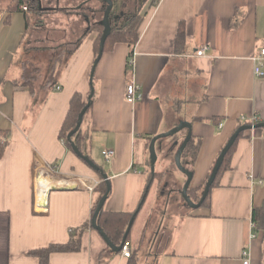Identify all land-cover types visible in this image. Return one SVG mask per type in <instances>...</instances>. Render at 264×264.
Wrapping results in <instances>:
<instances>
[{"label": "crops", "instance_id": "crops-1", "mask_svg": "<svg viewBox=\"0 0 264 264\" xmlns=\"http://www.w3.org/2000/svg\"><path fill=\"white\" fill-rule=\"evenodd\" d=\"M10 1L0 0V143L6 142L0 157V264H39L30 252L66 244L71 229L80 231L79 250L52 252L48 264H128L91 226L95 189L104 181L101 171L110 184L104 210L133 212L140 205L138 215L151 202L149 190L157 180L151 170L146 172L151 138L188 121L193 142L181 161L192 171L189 188L204 187L233 132L253 117L255 123L264 121V0H144L137 9L143 19L130 70V49L124 42L102 52L94 66L98 19L92 24L84 9L57 12L72 17L73 25L52 29L53 37L48 33L41 39L45 45L35 46L39 40L28 35L40 28L27 30L24 13L7 10ZM127 13L121 10L114 19ZM65 46L71 50L51 60L58 61L53 73L50 68L31 94L21 85L23 62L35 64L45 50ZM203 46L208 47L205 54L196 55ZM255 66L262 75L254 73ZM132 78L141 93L134 102L125 94ZM91 85L94 98L82 128L88 134L87 155L101 171L59 138L72 96L78 93L87 102ZM186 133L156 141L162 162L175 166L174 155ZM105 149L114 151L109 160L102 155ZM45 167L84 185L49 191L47 212L34 215L33 179L36 169ZM188 207L154 235L146 259H139L129 241L135 264H242L243 251L252 264H264V232L253 220V209L264 207V127L242 131L206 202L195 211ZM150 208L148 218L153 204Z\"/></svg>", "mask_w": 264, "mask_h": 264}, {"label": "rangeland", "instance_id": "rangeland-1", "mask_svg": "<svg viewBox=\"0 0 264 264\" xmlns=\"http://www.w3.org/2000/svg\"><path fill=\"white\" fill-rule=\"evenodd\" d=\"M143 1L144 0H115V3L117 4L114 6L112 12L111 27H120L124 25V20L126 19V16H121L118 20L114 19V16H118L121 10L127 11V16L131 15L135 13L137 9L140 8L139 5ZM38 4L39 11H32L31 24H29L28 27L29 31L33 27L35 29L40 28L39 31H34V33H30L32 37L31 35H28V39L39 40L32 43L35 46L45 45V43L42 44L41 39L43 37H48L49 31H51L52 29L55 28L56 30L60 27H65L67 29L68 27L73 25L74 20H72V17H68L67 15L63 14H60V16H58L57 12H73L74 10H76L75 8L80 7L85 10V13H87V15H89L90 17L91 23L94 24V21L96 19H98V21L102 19L103 12L105 10L101 0H38ZM121 4H123V8L121 7ZM92 11H95V15L93 16L90 15ZM69 50H71V47L69 46L56 49L55 51L45 50L44 53L41 54L42 59H37L35 62L33 61L35 63L34 65H38L39 67H41L40 76H38L37 79L38 83L44 81V79L50 73V67L53 63H51V60L56 57V55L57 57L64 58V56ZM185 89L186 92L189 91L187 87H185ZM186 92L181 93L183 100L185 98L184 95ZM180 101L181 100L179 99V102ZM170 139L171 136H167L163 137L161 141H168ZM155 148L158 156V160L155 164V170H159L161 169V167L166 168L167 166L170 167L172 170L160 171L164 172L163 176L159 180H153L154 182L151 184L149 190V196L152 195L151 202H148L147 206H145L144 208H142L141 211H139L138 215H136L135 220L133 221V226H131L128 239L136 248L137 255L141 260L146 259V256L144 254H147L149 252L151 253L150 250L153 248L154 235L158 233L160 229L164 228L165 226H168V224L175 218H180L179 211H185L189 208L180 193L186 181L185 175L178 168H176L171 161L169 162L168 160H165L164 162H162L161 148L159 143H157ZM149 152L150 151L148 149V158L150 156ZM146 172H150V167H147ZM203 189L204 187H201V189L195 191L194 189L189 188V191L187 193L191 200L197 202L201 197ZM152 201L154 203H152ZM152 204V218H148L151 210L150 207L152 206ZM190 209L192 211H195V208L193 207H190ZM259 228H261V226ZM261 229L264 232V228L262 227ZM143 230L145 232V236L143 237L142 235L141 237H139V234H141Z\"/></svg>", "mask_w": 264, "mask_h": 264}, {"label": "trees", "instance_id": "trees-1", "mask_svg": "<svg viewBox=\"0 0 264 264\" xmlns=\"http://www.w3.org/2000/svg\"><path fill=\"white\" fill-rule=\"evenodd\" d=\"M102 5L104 8H106V3L101 1ZM115 3V0H113ZM26 4L28 6L27 11H22L25 15L26 18V28L27 30L29 29V24H31V16H32V11H39V4L38 0H11L10 3L7 6V10L9 12L13 11H21L20 6ZM153 4L156 5V2L153 1ZM114 9V7H113ZM113 9L110 13V17L112 16ZM140 10H137L135 13L128 15L126 19L124 20V25L120 27H112L111 32L106 38L103 46V52L106 50L110 49L115 43L117 42H124L127 43L129 46V62L127 64V70L131 69V61L130 59L134 55V46L136 44V41L138 39V27L142 22L143 16L139 12ZM96 29H98V37H97V42L95 45V56H97L98 51H99V46H100V37L102 34L103 27L99 24L96 25ZM183 34L181 30L178 31V37H180ZM59 58V57H58ZM57 58V59H58ZM56 60V59H55ZM58 61H55L51 65V70L53 73V70L57 66ZM23 72H22V77H21V85L23 87H27L30 91L31 94H34V90L36 87V82L38 79V76H40V68L33 63H31L28 60H25L22 65ZM53 79H49L46 81V87L50 86L52 83ZM93 96L91 98V103L88 106L84 116L83 120L86 118L93 102ZM86 102H84L80 96V94L75 93L71 100H70V105L69 109L67 111L66 117L62 123V126L59 130V138L62 139L65 143V145L72 149L70 140H68L67 135L72 129L76 126V123L78 121V115L82 108L85 106ZM83 122L79 128V130L72 136L71 140L74 141L76 144L77 148L79 151L89 157L86 152V141L88 139V134L86 131L83 130L82 128ZM3 135L8 134L7 132L1 133ZM242 132L239 133L238 137L230 147V149L227 151L226 155L224 156V159L221 163V166L218 170V173L211 185V187L215 184L217 176L227 168V163L229 161L230 155L232 150L234 149L235 143L237 139L241 136ZM193 142V137L190 138L185 150L183 151L186 152L188 148L192 145ZM6 143V142H5ZM5 143H0V157L2 156L4 149H5ZM174 162V160H173ZM164 172H157L155 171L153 175H151L152 179H160L163 176ZM148 187L144 190L141 202L142 204L144 203V200L146 198V195L148 193ZM210 187V188H211ZM107 190V185L105 181H102L100 184L97 185L95 192L97 193L96 198L93 203V208L92 212L94 213V210L96 208V205L99 201V199L102 197V195L106 192ZM189 191V189H188ZM109 193V192H108ZM209 193V192H208ZM208 199V194L202 204L206 202ZM141 204V205H142ZM138 209V208H137ZM136 209V210H137ZM135 210V211H136ZM139 210V209H138ZM135 211L133 212H107L104 210L103 206L98 214L97 217V224L100 226V228L106 233L108 238L111 240V242L114 245H119L121 244L122 237L124 235V232L126 230V227L128 225V222L132 216H136ZM93 215V214H92ZM253 220L257 222V226L261 228H264V207L258 208V209H253ZM129 234L130 231L127 235L126 241L129 242ZM80 248V231L79 229H71V235L70 239L66 244H50L47 247L40 248V249H35L30 252V254L36 256L39 259V264H48V258L49 255L52 252H73L77 251ZM128 264H135V258L133 254L128 257Z\"/></svg>", "mask_w": 264, "mask_h": 264}, {"label": "water", "instance_id": "water-1", "mask_svg": "<svg viewBox=\"0 0 264 264\" xmlns=\"http://www.w3.org/2000/svg\"><path fill=\"white\" fill-rule=\"evenodd\" d=\"M103 2L106 3V8L103 12V17L100 21H98V24L101 25L103 27V30H102V34H101V37H100V46H99V51H98V54H97V57L96 59L94 60V66L95 64L98 62L99 58L101 57L102 55V52H103V46H104V42L106 40V38L108 37V35L110 34L111 32V23H110V13L113 9V6H114V2L113 0H101ZM94 68V67H93ZM92 76H93V69H92V73H91V83H92ZM93 87L91 85V90H90V93L88 95V98H87V102L85 104V106L82 108V110L80 111L79 115H78V121L76 123V126L72 129V131H70L67 135V138L68 140H70V144H71V147L72 149L74 150V152L79 156L81 157L82 159H84L92 168H94L95 170H100V167L97 166L96 164L93 163V161L87 157L86 155L82 154L79 149L77 148L76 144L74 143L73 140H71L72 136L79 130L81 124H82V120H83V116L88 108V106L90 105L91 103V98L93 96ZM258 127H264V121L262 122H259V123H255V124H243L241 126H239L234 132L233 134L230 136L229 140L227 141V143L224 145V147L222 148V150L220 151L214 165H213V168L209 174V177L205 183V186H204V189H203V192L201 194V197L200 199L197 201V202H194L193 200H191V198L189 197L188 195V189H189V186H190V183H191V180H192V171L188 170L187 168H185L183 165H182V161H181V156L183 154V151L185 150L190 138H191V125L188 121H181L179 122L175 127L169 129L168 131H165L163 133H159L155 136H153L151 138V141H150V156H149V159H150V170H151V173L153 174L155 172V163H156V160H157V153H156V141L162 137H167V136H173L175 134H177L178 132L184 130V129H187V133H186V136L184 137L183 141L180 143L179 147L177 148V151L174 155V163H175V166L186 176V181L181 189V195L183 197V199L185 200V202L187 203V205H189L190 207H193V208H196V207H199L202 202L204 201V199L206 198L208 192H209V189L218 173V170L221 166V163L224 159V156L226 155L227 151L230 149V147L232 146V144L234 143V141L236 140V138L238 137L239 133H241L242 131L244 130H247V129H252V128H258ZM101 174H102V178L104 179V181L106 182V185H107V190L106 192L102 195V197L99 199L97 205H96V208L94 210V213L92 215V218H91V226L96 229L99 234L102 236V238L104 239V241L107 243V245L114 251H120L121 249V246L122 244L126 241V238H127V235L131 229V226L133 224V221H134V216H132L128 222V225L126 227V230L124 232V235L122 237V241H121V244L119 245H114L111 240L108 238V236L106 235V233L100 228V226L97 224V217H98V214L103 206V203L108 195V192H109V189H110V184H109V181H108V177L107 175L101 171ZM140 206V205H139ZM138 206V208H139ZM136 213V211H135Z\"/></svg>", "mask_w": 264, "mask_h": 264}, {"label": "built area", "instance_id": "built-area-1", "mask_svg": "<svg viewBox=\"0 0 264 264\" xmlns=\"http://www.w3.org/2000/svg\"><path fill=\"white\" fill-rule=\"evenodd\" d=\"M156 1L160 2L161 0H156ZM20 9H21V11H27L28 6L26 4H23L20 6ZM207 48H208L207 46H203L201 48L196 49V55L203 56L205 54V51L207 50ZM263 55H264V48H262L260 51V56H263ZM130 61L132 64L133 59H130ZM254 73L256 75H262V71H261L260 66H255ZM55 89L60 90V85H57L55 87ZM139 90H140V86L132 78L131 80H129L126 83V87H125L126 98L130 102H134V101L140 99L141 93ZM250 124H255V118L254 117L252 118V122ZM102 155H103L105 160H109L113 157L114 151L112 149H105L102 151ZM40 175H43L45 177L47 176V177H50L53 179L64 180L67 182H71L72 180H74V179L56 176V174L54 173V171L52 170L51 167L36 169V174H35L34 179H33V189H32V195H33L32 196V213L34 215H44L47 212V195H48L49 191L57 188V187L49 188L46 191L42 187L40 182H37V179L40 177ZM83 185H84V183H81V184L75 185V186L65 185L63 187H58V188L64 189V188H72V187H81ZM85 187L88 188L89 190H92V187H90V185H86ZM44 195H46L45 199H44ZM252 226H254V224H252ZM119 252L123 257L128 258L131 255L130 243L128 241H125L122 244ZM242 264H252L250 257H249V254L246 251H243V253H242Z\"/></svg>", "mask_w": 264, "mask_h": 264}, {"label": "bare ground", "instance_id": "bare-ground-1", "mask_svg": "<svg viewBox=\"0 0 264 264\" xmlns=\"http://www.w3.org/2000/svg\"><path fill=\"white\" fill-rule=\"evenodd\" d=\"M38 182H40V184L42 185V187L47 191L49 188H53V187H63L65 185H68V186H75V185H79L81 183H83V181L81 180H78V179H75V180H72L71 182H67V181H64V180H53L52 178L50 177H45L43 175H40L39 179H38ZM45 196L44 195V199H45Z\"/></svg>", "mask_w": 264, "mask_h": 264}]
</instances>
